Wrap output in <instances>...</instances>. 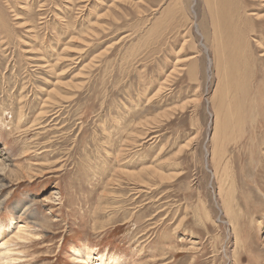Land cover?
Wrapping results in <instances>:
<instances>
[{
	"label": "rangeland",
	"instance_id": "374dc122",
	"mask_svg": "<svg viewBox=\"0 0 264 264\" xmlns=\"http://www.w3.org/2000/svg\"><path fill=\"white\" fill-rule=\"evenodd\" d=\"M214 12L0 0L13 263L264 264V0Z\"/></svg>",
	"mask_w": 264,
	"mask_h": 264
},
{
	"label": "bare ground",
	"instance_id": "6f19581e",
	"mask_svg": "<svg viewBox=\"0 0 264 264\" xmlns=\"http://www.w3.org/2000/svg\"><path fill=\"white\" fill-rule=\"evenodd\" d=\"M205 1H207L208 5L211 4V8L213 10H215V12L213 13V14H215V17H216V20H215V23H214L215 24V30H216L217 34L219 33V35L221 36V30H220V27H219V18H218V15L223 14L225 16L226 20H227V23H228L230 21V18L227 17V16L230 14V10H233L236 7V5L240 6V4L242 3L243 0H205ZM245 16H246V14H245ZM1 24H4V23L1 21ZM3 31H5V28L3 29ZM248 59L251 60V58H248ZM57 85L58 84H55L54 88L51 91H49V93H48L49 96L48 97H53L55 94H57V88H58ZM219 117H220V115L218 116V114L216 113V116H215V124L218 123ZM3 151L4 150H0V170L4 171V170L7 169V170L14 171V170H12V168L10 169V166L8 165V162H7L8 160H6L7 158H5V152H3ZM220 153H221V149L218 150L215 153V156H217L218 154L220 155ZM14 166H15V164H14ZM13 169H15V167ZM2 176L3 175L0 174V188H3L5 186L4 180L5 179H8L7 177L4 179ZM51 193L57 194L56 190L55 191H52ZM50 196H52V195H50ZM46 199L48 200V197ZM50 199L51 200H54V197L53 198L50 197ZM1 204H2V202H0V205ZM34 220H36V219H34ZM36 221H33L31 226L28 224L29 222L28 223L26 222V224H19L18 222H16L15 224L10 223L9 228H6V226L4 224H2V222H0V264H15L13 262H14V260H16V257L17 256L15 257L13 255H14V253H16V248H13L12 246H14L16 244V241L17 240L18 241L19 240H25V239L27 240V239H30V237H32V235L34 233V231L32 230V228H35V226L38 225V223ZM41 223H43V222L41 221ZM45 225H46V223H45ZM35 236H37V235H35ZM20 252H22V251L20 250ZM104 259H105L104 258V255H99V257L96 260L97 262L95 261L92 264H116V261L115 260H112L110 263H107L109 260L106 262V261H104Z\"/></svg>",
	"mask_w": 264,
	"mask_h": 264
}]
</instances>
